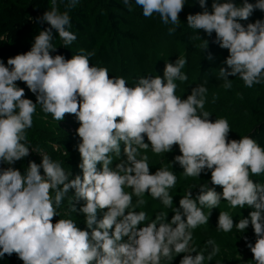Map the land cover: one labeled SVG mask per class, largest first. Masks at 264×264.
<instances>
[{
	"label": "clouds",
	"instance_id": "9594fccd",
	"mask_svg": "<svg viewBox=\"0 0 264 264\" xmlns=\"http://www.w3.org/2000/svg\"><path fill=\"white\" fill-rule=\"evenodd\" d=\"M134 2L144 17L158 14L162 24L171 23L170 34L179 26L185 5V0ZM198 2L204 11L189 14L187 25L208 36L214 32L219 46L228 50L227 67L219 70L222 87L232 88L230 76L247 88L264 85V20L246 26L240 22L249 20L256 9L264 12V0L255 4L213 0L211 11L206 0ZM78 3L68 0L61 12L58 0H50V10L39 18L50 28L34 37L29 51L8 58L7 66L0 60V163L10 165L0 168V258L15 253L23 264H171L183 254L179 264H205L220 247L210 239L204 250L197 251L192 246L193 230L208 223L210 213L205 214V207L217 208L224 200L232 208L254 210L235 224L229 213L220 212L217 229L228 233L235 227L244 232L251 225L256 239L253 244L244 237L246 246L255 264H264V183L251 178L264 174V147L250 136L228 139L227 118L213 122L204 110L208 89L203 84L192 88L186 99L176 94L175 81L188 80L182 71L187 60L182 56L165 63L163 77H140L129 87L123 77L110 78L107 68L90 66L94 52L71 59L51 55L56 51L53 29L65 47L77 39L70 31L69 12ZM123 3L132 11L131 0ZM199 47L206 50L208 41ZM18 81L36 95L35 103L25 98ZM216 99L214 94L212 102ZM37 104L56 121L66 114L77 118L82 178L69 180L70 173L61 163L43 152H38L41 163L30 161L24 174L11 167L30 155L27 130L33 125ZM121 145L126 159L113 168V156L122 155ZM174 145L181 154L173 162L183 168L184 176L196 178L210 171L211 184L222 187V193L200 185L194 199L189 189L169 222H164L163 213L149 220L146 212L135 208L146 204L145 194L172 207L168 190L177 177L164 167L152 174L146 153L149 147L157 155L169 153ZM70 189L77 200L85 201L78 211L85 216L88 230L80 229L73 219L53 222ZM72 211L77 212L75 206Z\"/></svg>",
	"mask_w": 264,
	"mask_h": 264
},
{
	"label": "trees",
	"instance_id": "16d2710c",
	"mask_svg": "<svg viewBox=\"0 0 264 264\" xmlns=\"http://www.w3.org/2000/svg\"><path fill=\"white\" fill-rule=\"evenodd\" d=\"M67 2L68 0L63 2L58 0L61 12L65 11ZM235 2L239 4L242 0ZM248 2L255 4L257 0H248ZM212 3L213 0H206L208 11L212 10ZM131 7L132 11H129L123 0H79L77 6L69 12L72 24L70 31L77 39L65 47L58 33L53 29L52 43L56 46V51L51 55L60 54L65 59H71L73 55L94 52V55L89 57L90 66L107 68L110 78L123 77L129 87L135 86L140 77L157 75L163 77L165 63H174L182 56L187 60L182 71L188 76V80L175 81L178 84L176 94L186 99L192 88L203 84L208 89L204 110L211 114L210 118L213 122L218 118H227L231 128L228 139L239 140L240 137L250 136L264 147V85L247 88L238 77L230 76L232 88L226 90L222 87L224 81L219 76V70L220 67H227L224 61L229 55L228 50L219 46L214 32L212 36H208L203 30H194L187 25L189 14L195 15L204 11L198 0H185L184 8L179 13V26L171 34L169 28L174 26L171 23L162 24L158 14H153L149 18L144 17L142 8L136 5L134 0H131ZM48 10H50V0H0V60H3L6 66L8 58L29 51L34 43V37L40 31L50 28L46 22H39V18ZM257 19L264 20V12L259 9L254 10L249 20L240 22L246 26L247 23L255 22ZM203 40L208 41L206 50L199 47ZM16 83L18 87L25 89V98L35 103L36 95L27 88L26 84L19 81ZM214 94L217 97L215 103L212 102ZM79 126L74 115L66 114L62 121H56L50 114H45L37 104L33 125L27 130L30 155L15 162L11 167L19 169L24 174L30 161L41 163L42 157L38 152H43L54 161L61 163L64 170L70 173L69 180L77 175L82 178V169L79 167L81 158L78 152ZM145 142H148L146 137ZM121 150V157L113 156L111 167L114 168L121 159H126L123 156V145ZM146 154L152 174L164 167L177 177L176 185L168 190L173 197L172 207H165L160 200L145 194L146 204L135 208L137 212H146L149 220L163 213L167 217L164 222H169L174 215L173 209L179 207V200L189 189L194 199L199 193L200 185L208 184L209 187H215L218 193H222V187L211 184L210 171L201 173L200 177L196 178L184 176L183 168L173 162L174 157L181 154L178 145H174L171 152L159 155L153 153L149 147ZM9 166L0 163V168ZM98 168H102V165H98ZM41 174L43 175L42 169ZM251 178L257 183H264V174ZM125 191L132 190L126 188ZM74 193V189L69 190L57 209L59 215L53 222L60 218L73 219L80 229L88 230L85 216L78 211L85 201L77 200ZM135 202L136 197H133L134 205ZM73 206L77 212L72 211ZM203 210L205 214L210 213L209 221L193 230L192 246L197 251L204 250L206 241L212 239L220 247V252L212 261L205 260V264H255L253 254L244 239L247 237L248 242L255 243L256 237L251 225L244 232L238 231L235 227L228 233L217 229L220 212L229 213L235 224L242 218H248L249 213L254 209L247 206L243 209L239 206L232 208L227 201L222 200L217 208L205 207ZM102 215L103 212L99 213L98 218H102ZM210 251L209 246L205 256ZM182 256L183 254L174 257L171 264H179ZM0 264H23V261L15 253L11 256L5 254L0 258Z\"/></svg>",
	"mask_w": 264,
	"mask_h": 264
}]
</instances>
